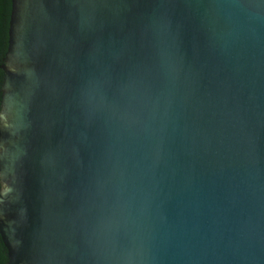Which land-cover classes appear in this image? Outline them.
Returning <instances> with one entry per match:
<instances>
[{
  "label": "water",
  "instance_id": "water-1",
  "mask_svg": "<svg viewBox=\"0 0 264 264\" xmlns=\"http://www.w3.org/2000/svg\"><path fill=\"white\" fill-rule=\"evenodd\" d=\"M7 264H264V0H11Z\"/></svg>",
  "mask_w": 264,
  "mask_h": 264
},
{
  "label": "trees",
  "instance_id": "trees-1",
  "mask_svg": "<svg viewBox=\"0 0 264 264\" xmlns=\"http://www.w3.org/2000/svg\"><path fill=\"white\" fill-rule=\"evenodd\" d=\"M11 12V0H0V64H3V58L8 47V28ZM4 71L0 68V86L2 83ZM1 108V92H0ZM7 248L0 234V264H7Z\"/></svg>",
  "mask_w": 264,
  "mask_h": 264
}]
</instances>
